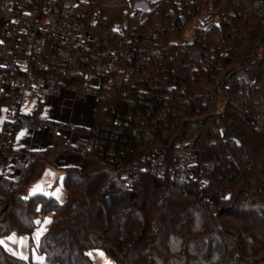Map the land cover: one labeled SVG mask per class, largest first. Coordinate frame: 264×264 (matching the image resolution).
<instances>
[{"label": "trees", "instance_id": "1", "mask_svg": "<svg viewBox=\"0 0 264 264\" xmlns=\"http://www.w3.org/2000/svg\"><path fill=\"white\" fill-rule=\"evenodd\" d=\"M22 1L0 0V32L14 19L42 15L41 0ZM134 1L82 0L83 21L98 43L88 51L61 44L43 52L51 62L43 73L68 86L78 84L93 57L109 49L131 50L133 57L122 55L123 71H111L113 82L101 91L86 130L92 148L80 166L64 168L63 203L40 194L26 197L36 172L42 174L50 163V152L38 155L17 178H0V235H32L40 207L43 214L54 213L38 245L47 264H95L88 253L95 248L116 264H264L259 256L264 249V0H157L148 11H133ZM211 13L213 20L193 31L190 42L179 41ZM118 21L133 32L132 44L113 29ZM16 38L0 43V60L9 48L23 53ZM240 67L254 83L236 80L221 101L218 82ZM8 91L0 104L13 102V90ZM192 137L195 182L140 172L127 186L115 172L153 154L173 163L176 145ZM6 144L0 136V157ZM108 176L115 181L97 191L95 185ZM202 179L208 181L204 187ZM168 187L173 193L180 188L188 205H177V211L165 205L160 193ZM198 209L206 212L194 217ZM224 214L236 215L242 225L229 226ZM0 264L33 263L0 244Z\"/></svg>", "mask_w": 264, "mask_h": 264}, {"label": "built area", "instance_id": "2", "mask_svg": "<svg viewBox=\"0 0 264 264\" xmlns=\"http://www.w3.org/2000/svg\"><path fill=\"white\" fill-rule=\"evenodd\" d=\"M31 1L23 0L22 5ZM154 1L157 0H135L132 10L148 11L150 3ZM81 3L82 0H41L40 17L25 22L14 19L5 23L0 32L1 44L17 34L15 46H23V53L9 48V56L0 60V95L9 94L8 89L13 90L14 94L13 102L0 105L7 111L0 125V136L7 140V150L0 157V178H17L24 168L45 152H50L49 160L56 165L77 167L76 161L83 159L93 146V139L86 130L93 125L97 104L104 93L101 91L109 89L113 82L111 71H123L120 64L122 55L131 59L133 52L109 49L105 56H94L95 62L81 72L80 82L72 86L65 85L58 76L44 74L43 71L50 68L49 61L43 58L47 48L56 50L59 45L67 44L88 51L91 45L98 43V37L89 31L83 21ZM175 3H178L177 0ZM22 5H18V8L22 13H27L28 10ZM213 14L196 21L190 28L191 32L206 28L213 20ZM113 29L125 42L132 44L133 32H128L126 23L118 21ZM22 34L26 35L25 40ZM223 79L218 82L221 101L227 99L229 88L236 80L254 83L249 81L243 67L228 72ZM108 93L105 92V95ZM89 104L93 105L91 114L84 108ZM26 106L29 112L24 111ZM78 106L81 107L76 109ZM52 109L68 116L65 120H56L51 115ZM75 115H79V118L76 119ZM195 140L196 137H192L176 145L173 163L162 155L153 154L143 156L140 162L123 164L115 172L127 186L134 185L140 172H151L162 178L177 175L184 183L195 182ZM208 167L213 169L214 164L209 163ZM207 182L202 179L199 184L204 187ZM228 194L223 192L222 195Z\"/></svg>", "mask_w": 264, "mask_h": 264}, {"label": "rangeland", "instance_id": "3", "mask_svg": "<svg viewBox=\"0 0 264 264\" xmlns=\"http://www.w3.org/2000/svg\"><path fill=\"white\" fill-rule=\"evenodd\" d=\"M13 1L14 0H8V2L10 3H12ZM192 25H190L186 36H184L182 40H179V41L181 42L191 41L192 32H189V31ZM49 63L51 62L49 61ZM24 111L29 112V109L27 106L24 108ZM81 163H82L81 159L78 160V162H76V164H78L77 167L80 166ZM64 174H65L64 168H61L59 165H56L50 161V163H48L45 166L42 174L39 173V171L36 172L35 176L33 177V180L35 181L31 182V184L28 186L26 197H32V196L40 194V195L53 197L57 199L60 203H63L65 201V196H66V188L64 185ZM39 175L40 177L37 178ZM113 181H115L114 178L112 176H108V178L101 180V182L99 181V183L95 185V189H97L98 191L104 187H107L109 184L113 183ZM117 187H119V184L113 185L112 189L117 188ZM174 189H175L174 190L175 192L173 193V190H171L170 187L164 188L162 192L160 193V195L162 196L163 201H165V205H167L169 208H173L174 211H177L180 209V208H177V205L179 206L188 205V199L185 196L181 195V193L179 192L180 188L175 187ZM147 201L150 202V197L149 199H147ZM124 204L128 206L130 205V202H128L127 198ZM147 209H148V206L146 207L145 210L147 211ZM213 210L217 211L219 210V208H214ZM205 212L206 211H204L203 209H198V211L195 212L193 215L194 217L195 216L200 217L202 213L205 214ZM38 213H39V216L37 219V225L32 235L22 234L17 231H11L7 235H0V244L10 254L20 259L30 261L33 264H47L45 256L38 250V245H39V242L42 236L49 229L51 222L53 220V217H54V213L50 212L47 214H43L40 207L38 208ZM227 215L228 214L222 215V218L229 221V226L230 225H238V226L242 225V223L238 222L239 219L236 217V215L230 216V217ZM187 220H188V217H186L180 223H185ZM249 221H255V218H251ZM255 231H259V229L256 228ZM112 234L114 235V233ZM37 235H38V239H37ZM142 236H140L139 239H142L141 238ZM88 253L95 264H116L115 261L103 249L95 248V249L90 250ZM259 256L260 257L264 256V249L260 253ZM249 259L250 261L254 260L252 257H250Z\"/></svg>", "mask_w": 264, "mask_h": 264}, {"label": "crops", "instance_id": "4", "mask_svg": "<svg viewBox=\"0 0 264 264\" xmlns=\"http://www.w3.org/2000/svg\"><path fill=\"white\" fill-rule=\"evenodd\" d=\"M0 105H1V104H0ZM82 106H83V105H82ZM80 107H81V106H78L76 109H79ZM92 107H93L92 104H89V105H85V106H84V108H85L86 112H88V114H89V113L91 114V112H92ZM51 115H52V117H53L54 119H56V120H59V119H61V120H65L66 117L68 116L67 113L59 114L55 109H52V111H51ZM6 116H7V111L0 107V125L3 124V121L5 120ZM75 118L78 119V118H79V115H75ZM88 121H91V119L88 118ZM48 141H49V139H48ZM78 160H80V159H78ZM78 160H77L76 162H78ZM81 162H82V158H81ZM77 165H78V164H76V166H77ZM59 166H60V165H59ZM60 167H61V168H64V167H62V166H60Z\"/></svg>", "mask_w": 264, "mask_h": 264}, {"label": "snow or ice", "instance_id": "5", "mask_svg": "<svg viewBox=\"0 0 264 264\" xmlns=\"http://www.w3.org/2000/svg\"><path fill=\"white\" fill-rule=\"evenodd\" d=\"M37 239H38V235H37Z\"/></svg>", "mask_w": 264, "mask_h": 264}]
</instances>
